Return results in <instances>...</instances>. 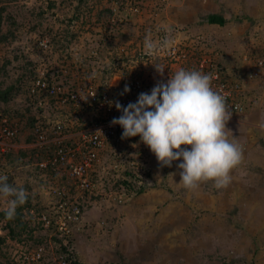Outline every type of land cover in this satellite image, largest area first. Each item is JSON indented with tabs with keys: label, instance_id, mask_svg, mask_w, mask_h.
<instances>
[{
	"label": "rangeland",
	"instance_id": "obj_1",
	"mask_svg": "<svg viewBox=\"0 0 264 264\" xmlns=\"http://www.w3.org/2000/svg\"><path fill=\"white\" fill-rule=\"evenodd\" d=\"M0 12V91L13 87L8 103L20 127L17 149L0 158V175L31 196L33 189L45 196L46 189L38 183L33 152L26 147L35 114L67 117L72 132L89 125L72 107L57 110L50 101L34 112L27 105L19 81L36 71L70 88L90 72L101 82L128 70L146 73L158 57L142 53L145 37L157 43L174 33L218 67L246 72L241 78L248 108L226 124L229 139L242 149L231 182L216 188L207 181L186 189L178 183L179 160L165 170L156 158H147L152 184L118 200V191L131 187L111 172L105 184L109 193L89 199L78 226L61 240L69 254L81 264H264V69L255 67L257 75H246L255 50L264 47V0H0ZM209 13L222 15L225 23H207ZM62 66L67 67L64 75ZM0 105L9 106L1 99ZM31 219L22 209L27 227L11 224V236L0 218V264H47L57 254L68 255L50 230L34 229ZM38 243L43 259H25Z\"/></svg>",
	"mask_w": 264,
	"mask_h": 264
},
{
	"label": "built area",
	"instance_id": "obj_2",
	"mask_svg": "<svg viewBox=\"0 0 264 264\" xmlns=\"http://www.w3.org/2000/svg\"><path fill=\"white\" fill-rule=\"evenodd\" d=\"M162 41L170 43L161 45L160 50L153 55L158 60L156 63L150 60L151 67L146 73L141 68L128 70L126 75L118 73L101 82L94 72H90L84 81L75 84L73 88L62 80L48 77L40 70H35L34 75L19 81L20 87L26 91L27 105L34 112L44 110L51 101L54 109L72 107L79 111L77 119H89V125L72 132L70 127L73 126L68 124L67 117L59 119L35 114V123L26 147L33 151V165L40 175L38 183L46 189L45 196L34 189V196L27 192L31 203L27 211L34 229L43 227L50 230L57 239L67 240L71 230L78 226L89 199L97 195L103 199L109 193L105 184L109 183L111 172L117 177L121 174L127 180L128 188L131 187L129 190L126 187L118 191V200L123 195L136 193L152 184L148 177L151 168L147 158L151 161L156 158L155 155L139 140V136L121 138L123 129L110 123L121 113L110 102L119 101L125 106L129 102H135L141 92H150L155 84L166 81L168 75L171 77L174 72L184 68L211 75L213 89L227 98L231 117L242 114L248 108L250 99L241 78L246 72L233 74L218 67L200 54L199 50L195 52L197 45L192 47L174 33L161 36L157 43ZM40 45L47 47L45 41H40ZM138 49V54L141 55L142 49ZM124 50L122 47L119 53ZM94 52L91 55L94 56ZM255 52L254 66H250L246 74L250 77L257 75L255 67L258 71L264 69V47L257 48ZM142 53L151 58L145 48ZM153 64L164 67L163 74ZM60 71L63 75L66 74L67 67L62 66ZM125 85L130 88L127 93L123 92ZM7 105L9 106L0 105V158L17 149L16 140L20 131L15 108L8 102ZM0 207L2 210L7 207L3 198H0ZM37 247V252L35 250L30 256L28 253L25 259L28 257L27 260L31 262L42 260L43 246L38 243ZM67 257L68 255L57 254L53 257V262L48 260L46 263L74 264Z\"/></svg>",
	"mask_w": 264,
	"mask_h": 264
},
{
	"label": "clouds",
	"instance_id": "obj_3",
	"mask_svg": "<svg viewBox=\"0 0 264 264\" xmlns=\"http://www.w3.org/2000/svg\"><path fill=\"white\" fill-rule=\"evenodd\" d=\"M168 43L158 44L149 35L144 48L153 56ZM153 65L163 74L164 67ZM128 91L125 85L123 92ZM110 104L121 113L110 123L123 129L122 139L139 136L161 166L171 167L173 161H180L176 165L181 170L178 183L184 188L195 189L207 181L222 188L231 182L230 172L241 163L242 149L234 137L229 139L226 124L232 112L227 98L213 89L210 74L181 68L150 92H141L135 102ZM0 198L7 204L5 217L12 220L28 195L22 186L9 184L7 175H0Z\"/></svg>",
	"mask_w": 264,
	"mask_h": 264
},
{
	"label": "trees",
	"instance_id": "obj_4",
	"mask_svg": "<svg viewBox=\"0 0 264 264\" xmlns=\"http://www.w3.org/2000/svg\"><path fill=\"white\" fill-rule=\"evenodd\" d=\"M78 1H82V0H78ZM1 21H2V16H1V12H0V25H1ZM205 21L207 23H209V24L223 25L226 20L220 14L209 13V14L206 15ZM2 40H4V36L2 34H0V41H2ZM12 89H13L12 86H8L5 90H1L0 91V99L2 101H8L9 97H10V94H12ZM29 141H30V138H29ZM22 155H25V152H23ZM165 169H167V168L165 167ZM123 183L127 184L128 182L124 181ZM30 205H31V203H30L29 198H28L24 205H22V206L17 208L16 216L12 220H8L5 217V215H4V210H0V218L6 220L7 227H8L7 229H8V232L10 233L11 236L14 235V227L11 226V224H13V223L16 224V226L19 228V230H22V229L27 227L26 225L22 224V222H21V213H22V209L29 208ZM56 240H57V243H61L62 242L61 239H57L56 238ZM60 249H61L62 253H68V250H67L66 246H64V245L61 246L60 245ZM67 259L71 260L72 263H74V264H81V263H79L78 259L74 255H71L69 253H68Z\"/></svg>",
	"mask_w": 264,
	"mask_h": 264
},
{
	"label": "crops",
	"instance_id": "obj_5",
	"mask_svg": "<svg viewBox=\"0 0 264 264\" xmlns=\"http://www.w3.org/2000/svg\"><path fill=\"white\" fill-rule=\"evenodd\" d=\"M218 25V24H217Z\"/></svg>",
	"mask_w": 264,
	"mask_h": 264
}]
</instances>
